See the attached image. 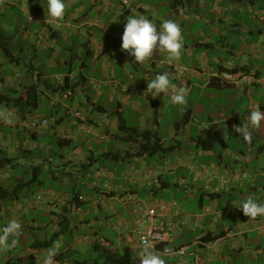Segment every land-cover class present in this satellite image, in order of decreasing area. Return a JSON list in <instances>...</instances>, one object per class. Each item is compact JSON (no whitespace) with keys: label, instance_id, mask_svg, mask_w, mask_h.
<instances>
[{"label":"crops","instance_id":"0c3cea01","mask_svg":"<svg viewBox=\"0 0 264 264\" xmlns=\"http://www.w3.org/2000/svg\"><path fill=\"white\" fill-rule=\"evenodd\" d=\"M22 2L0 0V16L16 25L20 12L27 16ZM32 2L42 22L26 20L14 34L9 26L1 29L17 61L9 63L0 54V95H17L27 83L39 81L52 111L41 116L36 110L24 123L48 119L52 125L27 130L14 111L0 107V154L22 165L38 164L52 140L57 145L48 156L49 177L81 182L92 192H80L76 210L63 204L66 191L43 193L41 209L53 218L43 226L53 225L50 237L60 230L61 212L67 209L78 218L73 222L70 215L67 230L54 240L61 243L56 264L81 262L78 251L102 247L107 255L127 260L131 254L139 264L138 240L169 225L166 247L182 254L168 255L162 252L165 246H158L154 250L168 258L166 264H264V217L247 218L236 208L249 196L264 202V122L250 129V142L234 131L256 104L264 112V0H65L59 21L47 17V0ZM135 15H144L157 29L163 20L177 22L183 35L180 59L169 61L154 50L153 59L140 64L122 51V38L112 33L123 35L126 20ZM88 65L98 69L97 77L85 75ZM228 65L254 77L253 84L237 88L219 81L216 74ZM157 74H167L177 88L187 90L186 105L170 102L172 89L156 98L146 92L147 81ZM42 82L64 85L66 92L50 97ZM114 113L127 126L160 139V150L150 152L152 139L127 140ZM210 126L221 140L210 150L198 149ZM64 136L68 143H58ZM12 172L0 170V184ZM140 207L156 216L141 221ZM98 212L104 213L100 224ZM67 233L72 236L64 249Z\"/></svg>","mask_w":264,"mask_h":264},{"label":"trees","instance_id":"16d2710c","mask_svg":"<svg viewBox=\"0 0 264 264\" xmlns=\"http://www.w3.org/2000/svg\"><path fill=\"white\" fill-rule=\"evenodd\" d=\"M33 2L32 0H28L25 4L22 2V6L24 10L27 13V19L29 15H34L35 17L39 18L40 21H43L44 19L37 14V12L32 11L33 9ZM144 16V15H143ZM39 23V22H38ZM0 54L3 57L5 61H8L9 63H15V57L13 56L11 50L9 49V44L5 43L3 40V33L0 29ZM17 61V60H16ZM68 80V77L65 79L64 82ZM40 85L41 83L37 81L36 83H30L24 85L22 90L17 94L13 95L11 94H1L0 95V107L9 109L11 111H14L18 119L22 122L23 127L27 130L31 128H47L52 125V121L49 122V125L47 127H43L41 125L42 120L41 119H33L31 122H26L33 112L38 110L39 106V93H42L40 91ZM42 85L45 89H48L51 91V93H64L66 92V89L63 86H58L55 84H47L45 82H42ZM74 88V86H72ZM114 117L117 120V126L118 130L123 132L125 134V137L127 140L137 142L140 140V143L152 139L151 146L153 149L150 152H156L160 150V148L163 145V142L160 139H157L155 135H151L150 132H140L137 128H132L126 125L125 121L122 119V117L118 113H114ZM44 120V119H43ZM48 120V119H47ZM52 120V119H49ZM35 124L33 125V123ZM55 124H58L56 119L53 120ZM238 126H241L238 124ZM238 134V133H237ZM222 138L221 133L217 128L214 126H210L207 131L205 132L204 139L197 141V148L201 150H210L212 149ZM68 140L65 136L62 140L58 141V143H68ZM149 144V143H148ZM29 152V151H28ZM148 152V151H146ZM30 153V152H29ZM149 153V152H148ZM49 156V155H48ZM43 162H40L38 164H33L32 161H28L26 165H22L18 163L17 161H12L10 159H7L3 157L0 154V170H3L7 167H10L13 172L11 173V177L8 180L7 183H1L0 184V215L2 214L5 207L9 208V213L12 215V217L19 216L21 214H24L28 212L29 210H40L43 208V205L45 202V199L42 197L41 194L33 195L32 197H27L21 201L22 197L29 196L23 195L25 191H29V193L35 191V188H43L45 187V181L43 179V175L48 177L51 181V183H57L59 185H63V182H65V187L68 185V189L66 187V199L64 200V203H68L71 205V208L73 210H76L78 205L81 204L79 200L80 190L77 189V184L73 183L69 187L70 179H66L63 177L58 176V178L54 180L49 177V174L51 173L50 168L51 164L48 159H42ZM66 175V174H65ZM74 181V180H72ZM33 190V191H32ZM36 198H40V202L32 208H26L21 210H16V208L20 205H23L26 203H30ZM76 204V205H74ZM21 206V207H23ZM68 208V207H67ZM66 209V208H64ZM71 213L70 211L64 210V212H61V219H59L60 222H58V226L60 227V230L55 233L53 236L50 237L48 241L44 242H33L29 248V251H27L28 254L30 252H33V250L41 248V249H47L50 248L54 240L57 239L62 232H64L67 226V222L69 221ZM159 246H166V245H159ZM158 247V246H157ZM157 247L155 249H157ZM58 255L55 257L56 262H58ZM42 259H37V264H41ZM75 264H90L87 261H81L76 262ZM102 264H128V260L125 257H121L120 255H116L115 253L109 254L103 259Z\"/></svg>","mask_w":264,"mask_h":264},{"label":"clouds","instance_id":"9594fccd","mask_svg":"<svg viewBox=\"0 0 264 264\" xmlns=\"http://www.w3.org/2000/svg\"><path fill=\"white\" fill-rule=\"evenodd\" d=\"M65 0H47V17L59 21L65 15ZM183 35L181 26L171 19L163 20L159 29L153 22L143 15L130 16L124 25L122 35L121 50L134 57V62L144 63L153 59L154 50L158 53L166 54L169 61H177L182 55ZM173 90L170 102L174 105L184 106L187 104V90L183 87L177 88L172 83L167 74H157L153 79L147 81V93H151L154 98L161 93H168ZM260 104H256L249 112L247 122L241 126H236L234 131L246 142L252 139L250 129H255L264 122V112L260 110ZM247 218L264 217V202H259L252 196L242 201L239 207ZM21 224L16 220L9 222L0 229V245L9 248L15 247L18 243ZM10 241V242H9ZM61 243L57 241L47 250L41 264H56L55 257ZM163 254L152 248L150 241L143 242L142 251L138 257L139 264H166L162 258Z\"/></svg>","mask_w":264,"mask_h":264},{"label":"rangeland","instance_id":"374dc122","mask_svg":"<svg viewBox=\"0 0 264 264\" xmlns=\"http://www.w3.org/2000/svg\"><path fill=\"white\" fill-rule=\"evenodd\" d=\"M156 6V5H155ZM158 7H162L161 11L162 12H166L167 10L169 11V7L167 5H157ZM167 9V10H166ZM9 12V11H8ZM10 13V12H9ZM13 15V14H12ZM9 18L7 17H1L0 16V29H6V27L9 26V30L11 33L14 34V28H16L15 26L17 25H21V24H25L27 23V16L22 17V13L20 12L17 17H16V21H14V24L11 23V21L9 22ZM10 23L11 26L10 27ZM30 23V22H29ZM27 25V24H26ZM7 30V29H6ZM193 31L194 33H196L197 31V27H193ZM8 35H10V33H7ZM7 36V35H6ZM229 39L232 40L233 37L229 36ZM81 48H78L76 51L78 53V56H81ZM75 52V54H76ZM90 65H88V69L85 70V75L88 78H92V77H97V71L98 69L96 68H89ZM75 69V68H74ZM29 84V83H27ZM47 94L51 97L52 93L51 91H47ZM8 95L11 96L10 93H8ZM39 106H38V113L41 116H48L50 114V112L52 111V106L51 103H49L48 99L42 98V94L39 93ZM128 113V111H127ZM124 116H126V109L124 111ZM136 118V117H135ZM171 120V117L169 118ZM133 120V119H132ZM129 122H131L129 120ZM45 142V141H44ZM38 144V143H37ZM47 144V143H44ZM54 144H56L54 141L49 140L48 141V145L50 146V148L45 149L42 152L43 155H45V158H48V155H51V148L54 147ZM57 145V144H56ZM43 179L45 181V187L43 188H35V191L29 193V191H25L23 193V195H31L32 193L36 194H41L44 196V192H50V191H65L66 187H64L63 185H59L57 183H51L50 179L48 177H46L45 175H43ZM77 184V189H79L81 192H85V193H89L92 194L91 191H89L90 189L85 187V185H82L81 182H77V181H70L69 183V187L73 184V183ZM85 184V182H84ZM67 189H68V185H67ZM87 209V207L85 206L82 210L85 211ZM124 214V213H123ZM93 215L94 213H91L90 215H88V219L93 220ZM104 213L102 212H98V224L103 223L104 222V218H103ZM125 218H127L126 215H124ZM260 218V217H259ZM16 220L21 224V229H20V233L19 236L17 237L18 243L15 247L9 248L6 245H0V264H37V259H42L44 256H46L47 254V250L46 253L45 249H41L38 248V250L36 251V253L34 254L33 258H29V255L27 253V251L29 250L31 244L33 242H44V240H49L50 239V230L51 227L53 225H50V227H43L44 225L51 224V220L53 219L52 216L50 215L48 210H29L28 212L21 214L19 216L16 217H12V215L9 213L8 211V207H5L2 214L0 215V229H2L8 222L9 220ZM78 218H74L73 215H71L70 220L71 221H76ZM34 220V221H32ZM32 226L33 230L30 231L27 226ZM91 227L93 229H96V227H94L93 225H91ZM104 230V229H102ZM87 235H92V229H88L87 230ZM71 233H67L64 234L63 237V243H64V249L67 247L68 243H70L71 241ZM10 242V241H9ZM81 252L75 255L77 257V259L79 261H87L88 263L90 262L89 260H91L90 264H102V260L105 259L107 253L105 251V248L102 247L101 249H99L98 251H94L92 250V248H85V249H81ZM68 256V255H67ZM66 256V258H67ZM166 260L168 258H165ZM164 259V260H165ZM128 264H134L133 263V256L130 254L128 256Z\"/></svg>","mask_w":264,"mask_h":264},{"label":"built area","instance_id":"2783aa9c","mask_svg":"<svg viewBox=\"0 0 264 264\" xmlns=\"http://www.w3.org/2000/svg\"><path fill=\"white\" fill-rule=\"evenodd\" d=\"M27 1L28 0H23V3L25 4ZM27 20L30 23L42 22V21H40L39 18L35 17L34 15H29ZM112 37L115 39H121L122 35L117 34V33H112ZM228 66H231V65H228ZM216 77L222 83L229 84V85H232V86L237 87V88L250 87L255 80L254 77L247 75L243 72L232 71V66L227 71L218 72L216 74ZM34 124H35V122L33 123V125ZM41 125L43 127H47L49 125V121L44 119V120H42ZM39 202H40V198H36L35 200H33L32 202H30L28 204L25 203L24 206L23 205L18 206L16 208V210H21V209L25 210L26 208L35 207ZM21 206H23V207H21ZM139 211L141 212V216H140L141 221H144L146 219H152L153 217L156 216V213L151 209L140 207ZM175 214L177 215L178 212L176 211ZM169 226H167V228H165V229L148 231L147 234L145 235V237L138 240L137 245L142 247L143 242L145 240L150 241L153 249H155L157 246H159L161 244L167 245L170 242ZM162 252L165 254H168V255L174 254V253H181L182 254V252L178 251L177 249L169 248L166 246L164 247Z\"/></svg>","mask_w":264,"mask_h":264}]
</instances>
